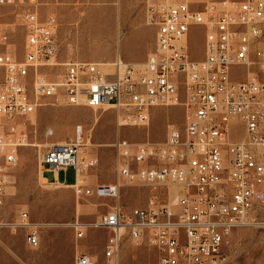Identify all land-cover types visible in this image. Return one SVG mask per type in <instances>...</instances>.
<instances>
[{"label":"built area","instance_id":"2783aa9c","mask_svg":"<svg viewBox=\"0 0 264 264\" xmlns=\"http://www.w3.org/2000/svg\"><path fill=\"white\" fill-rule=\"evenodd\" d=\"M149 1L154 49L144 62L132 63L120 56L59 62L57 20L42 19L41 0H0L18 10L25 34L22 58L0 52V208L8 169L27 144L18 120L45 101L108 105L118 110L120 127L147 125L154 107L182 106L184 129L168 124L162 143L118 134L117 181L96 188L98 196L116 199L124 187L145 188L146 204L127 210L118 203L91 223L72 225L77 239L89 228L109 233L107 264L115 263L125 238L153 248L159 264H223L224 242L235 228L264 229V0H210L202 6L195 0ZM195 30L202 36L201 58L193 57ZM5 38L0 35V44ZM59 66L63 71L50 78L47 72ZM234 67L247 69L244 81L233 80ZM83 146L79 127L73 141L52 143L41 153L42 172L73 166L70 186L76 185ZM8 226L13 233L25 229L27 243L39 245V224L27 212ZM95 263L77 251L75 264Z\"/></svg>","mask_w":264,"mask_h":264},{"label":"rangeland","instance_id":"374dc122","mask_svg":"<svg viewBox=\"0 0 264 264\" xmlns=\"http://www.w3.org/2000/svg\"><path fill=\"white\" fill-rule=\"evenodd\" d=\"M195 1L202 6L210 0ZM41 2L42 19L53 15L57 20L59 62L69 59L111 62L120 56L125 61L142 63L154 49L156 28L147 20L149 0ZM0 35L6 36L0 52L6 50L22 58L25 34L14 7L0 5ZM192 49L194 58L203 56L198 30L192 33ZM62 71L59 66L47 75L56 79ZM247 72L246 68L234 67L233 80L244 81ZM168 124L184 129L182 106L154 107L149 125L140 127H120L116 108L68 106L57 99L45 101L34 113L20 118L18 128L26 133L27 144L20 147L16 163L8 169L0 221L14 223L21 212H27L30 220L39 224L40 242L32 247L26 241L25 229L13 233L8 225L0 226V264H75L77 251L92 255L95 264H107L104 249L109 233L89 228L83 238L77 239L72 224L76 220L91 223L98 214L118 203L127 210L146 204L149 191L145 188L124 187L119 199L98 196L96 188L117 181L113 143L118 134L132 142L162 143ZM79 127L84 138L80 158L85 164L81 192L70 185L44 181L40 176L41 153L60 139L73 141ZM48 129L53 130L52 135L47 134ZM46 176L54 180L56 171L47 170ZM59 180L72 183L75 168L60 170ZM223 248L227 254L223 264H264V229L256 225L235 228ZM114 264L159 263L153 248L125 238Z\"/></svg>","mask_w":264,"mask_h":264},{"label":"bare ground","instance_id":"6f19581e","mask_svg":"<svg viewBox=\"0 0 264 264\" xmlns=\"http://www.w3.org/2000/svg\"><path fill=\"white\" fill-rule=\"evenodd\" d=\"M107 107H110V106H108V105H106L105 106V110L107 109ZM149 122H150V120H149ZM149 122L147 123V125H149ZM65 142H67V141H64V142H61V143H65ZM60 143V144H61ZM87 143H88V141L85 143L86 145H87ZM83 149V148H82ZM82 149H81V152H82ZM81 154V153H80ZM79 162H80V168H79V174H78V182H77V184L76 185H73V187H76V189H77V191H80V185L84 182V176H83V170H84V166H85V164H84V161H83V159L82 158H80V155H79ZM40 171H41V174H40V176L42 175V166L40 165ZM42 177V176H41ZM44 181H46L44 178H42ZM60 184V183H59ZM173 189V191H171V193L172 194H175L176 193V190H175V187H171V190ZM0 224H6V225H10V224H12L13 225V223H4V222H2L1 221V223Z\"/></svg>","mask_w":264,"mask_h":264},{"label":"crops","instance_id":"0c3cea01","mask_svg":"<svg viewBox=\"0 0 264 264\" xmlns=\"http://www.w3.org/2000/svg\"><path fill=\"white\" fill-rule=\"evenodd\" d=\"M146 59V58H145ZM62 141H66V140H64V139H60V140H58L57 142H55V143H60V142H62ZM46 169L45 170H43V172H42V178H44L47 182H51V183H54V181L56 180V179H54V180H50L47 176H46ZM59 176H60V171H56V177L58 178V181L61 183L62 181H60L59 180ZM74 183V181L72 182V183H67V184H69V185H71V184H73Z\"/></svg>","mask_w":264,"mask_h":264}]
</instances>
